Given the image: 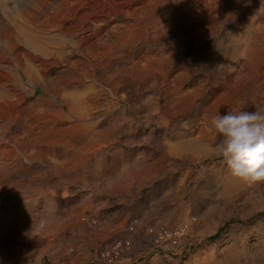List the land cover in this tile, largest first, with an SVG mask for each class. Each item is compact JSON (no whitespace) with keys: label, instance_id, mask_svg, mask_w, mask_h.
Wrapping results in <instances>:
<instances>
[{"label":"bare ground","instance_id":"6f19581e","mask_svg":"<svg viewBox=\"0 0 264 264\" xmlns=\"http://www.w3.org/2000/svg\"><path fill=\"white\" fill-rule=\"evenodd\" d=\"M12 1L0 0V264H41L86 230L105 256L130 236L183 235L188 216L163 235L132 203L172 182L176 158L200 145L170 141L175 107L205 117L228 99L233 111H264L262 0H19L17 18ZM125 146L138 148L130 165ZM157 166L127 190L114 175ZM233 235L223 261L215 244L184 264H264V232L256 253Z\"/></svg>","mask_w":264,"mask_h":264},{"label":"rangeland","instance_id":"374dc122","mask_svg":"<svg viewBox=\"0 0 264 264\" xmlns=\"http://www.w3.org/2000/svg\"><path fill=\"white\" fill-rule=\"evenodd\" d=\"M17 1L19 0H13L9 7L13 18H17ZM41 91L42 88L37 86V94ZM127 105L124 101L120 103L121 107ZM181 107L183 104L173 111L176 112L177 133L180 136L170 141L199 138L200 145L193 154L185 151L176 158L178 167L172 182L160 180L153 188H144L132 206L140 209L137 221H144L147 230L168 228V231H177L182 225L189 223L185 233L179 237H170L164 243L160 241V234L153 237L148 235L151 240L142 243L130 236L124 240L125 247L119 248L115 244L112 255L105 256L103 242L99 238L101 236H91L90 231L86 230L83 235L64 243L67 245L66 252L45 255L41 264H150L153 258L159 259L162 264H184L200 249L210 253L215 244L221 250L216 252L215 257L223 261L226 256V250L223 249L232 239V232L243 243L247 252L256 253L254 247L264 232L259 231L260 227L264 229V180L250 182L234 176L221 157L210 154V150L221 139L211 126V120L214 116L231 110L233 103L228 99L219 100L205 117L192 115ZM201 134L205 136L203 139L199 137ZM200 146L204 149H199ZM124 149L126 164L130 165L134 162L132 154L138 148L125 146ZM159 167L128 170V174L121 177L119 172L114 175L117 176V182L125 184L124 189L127 190L135 172L142 178L153 177ZM124 189L116 188V201L121 199L120 194ZM80 196L82 194H75L65 202L76 200ZM185 216L189 217V221H186L188 223L185 222ZM124 221L126 220H121ZM127 226H130L129 223ZM167 230L162 231L163 235ZM121 233L122 229L115 231L113 235Z\"/></svg>","mask_w":264,"mask_h":264},{"label":"clouds","instance_id":"9594fccd","mask_svg":"<svg viewBox=\"0 0 264 264\" xmlns=\"http://www.w3.org/2000/svg\"><path fill=\"white\" fill-rule=\"evenodd\" d=\"M211 126L221 139L210 154L221 157L234 176L264 180V111L228 110L214 116Z\"/></svg>","mask_w":264,"mask_h":264},{"label":"trees","instance_id":"16d2710c","mask_svg":"<svg viewBox=\"0 0 264 264\" xmlns=\"http://www.w3.org/2000/svg\"><path fill=\"white\" fill-rule=\"evenodd\" d=\"M220 235V233L218 234V236Z\"/></svg>","mask_w":264,"mask_h":264}]
</instances>
